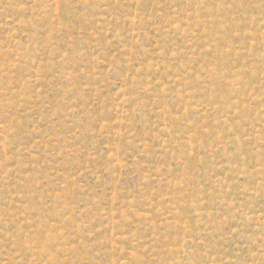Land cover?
Masks as SVG:
<instances>
[{"label":"rangeland","instance_id":"374dc122","mask_svg":"<svg viewBox=\"0 0 264 264\" xmlns=\"http://www.w3.org/2000/svg\"><path fill=\"white\" fill-rule=\"evenodd\" d=\"M0 264H264V0H0Z\"/></svg>","mask_w":264,"mask_h":264}]
</instances>
